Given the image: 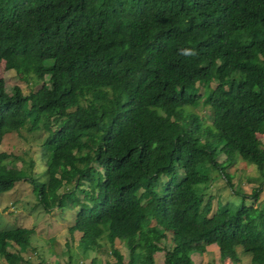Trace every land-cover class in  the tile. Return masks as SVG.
<instances>
[{
	"label": "trees",
	"instance_id": "trees-1",
	"mask_svg": "<svg viewBox=\"0 0 264 264\" xmlns=\"http://www.w3.org/2000/svg\"><path fill=\"white\" fill-rule=\"evenodd\" d=\"M0 63L39 83L0 78V141L43 134V177L0 152V195L25 180L46 213L71 210L79 254L104 255L88 264H194L211 244L219 261L264 264V204L237 187L212 207L201 187L210 165L232 189L238 160L264 182V0H0ZM32 234L1 228L0 264H47L27 254Z\"/></svg>",
	"mask_w": 264,
	"mask_h": 264
},
{
	"label": "rangeland",
	"instance_id": "rangeland-1",
	"mask_svg": "<svg viewBox=\"0 0 264 264\" xmlns=\"http://www.w3.org/2000/svg\"><path fill=\"white\" fill-rule=\"evenodd\" d=\"M0 78L3 79L5 86L8 88L17 85L23 94H30L34 89L39 87V83L32 85L30 82L23 81L14 73L12 69H5L3 63H0ZM213 86V83H211ZM195 93L200 94L199 87L194 88ZM197 113L204 114L203 109H198ZM204 123H209L208 118H204ZM43 134H34L21 130L19 134L6 133L0 141V152H5L8 157L4 161H12L15 167L27 163L29 159L35 162L33 173L37 177H43L39 160L38 141ZM260 142L264 146V134L257 135ZM35 138V139H34ZM19 159H18V158ZM224 156L218 154L216 161H222ZM238 160L233 165L226 167L231 174L232 189L224 182L223 178L218 175L217 171L210 165H205L204 171L208 175L209 180L203 186V201L207 197H211L212 207H215L216 201L237 203L238 196L234 193L235 188L239 187L240 193L244 194V202L246 205H262L264 204V182L261 180L250 181L247 178L257 176L258 173L252 164ZM247 177V178H246ZM259 187L256 196L251 195L252 189ZM55 209V208H54ZM71 210L65 211L49 210L46 213L39 204L36 203L35 197L30 191V183L25 180H19L13 188L0 195V229L5 227H15L21 225L23 227L32 228L30 244L36 248L35 253H27L30 258L36 262V255L40 254L48 260L47 264H88L90 257H98L102 263L104 255L99 253L98 249L91 250L83 256L79 254L77 249V240L79 235L76 233L69 234L67 228L70 223ZM103 234L101 242L106 243ZM114 240V246L121 252L123 261H126L127 255L123 244L117 239ZM169 242L167 241V244ZM106 245V244H105ZM107 246V245H106ZM73 253L71 262H68L67 252ZM28 252V250H26ZM37 253V254H36ZM240 261H232L225 257L219 261L216 246L211 244L206 247L202 254H191L194 264H248V255L237 250ZM153 264H162V252H156L153 255Z\"/></svg>",
	"mask_w": 264,
	"mask_h": 264
},
{
	"label": "clouds",
	"instance_id": "clouds-1",
	"mask_svg": "<svg viewBox=\"0 0 264 264\" xmlns=\"http://www.w3.org/2000/svg\"><path fill=\"white\" fill-rule=\"evenodd\" d=\"M183 54L187 56V55H194L195 53L192 52L191 50H184V51H183ZM7 70H8V69H7Z\"/></svg>",
	"mask_w": 264,
	"mask_h": 264
}]
</instances>
